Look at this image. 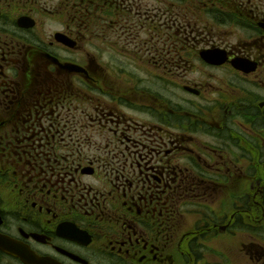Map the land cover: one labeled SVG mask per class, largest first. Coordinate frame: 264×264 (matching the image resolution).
I'll return each instance as SVG.
<instances>
[{
	"label": "flooded vegetation",
	"instance_id": "1",
	"mask_svg": "<svg viewBox=\"0 0 264 264\" xmlns=\"http://www.w3.org/2000/svg\"><path fill=\"white\" fill-rule=\"evenodd\" d=\"M0 264H264V0H0Z\"/></svg>",
	"mask_w": 264,
	"mask_h": 264
},
{
	"label": "water",
	"instance_id": "2",
	"mask_svg": "<svg viewBox=\"0 0 264 264\" xmlns=\"http://www.w3.org/2000/svg\"><path fill=\"white\" fill-rule=\"evenodd\" d=\"M2 243H5V242H3V240H0V246L2 247L3 245H1Z\"/></svg>",
	"mask_w": 264,
	"mask_h": 264
}]
</instances>
